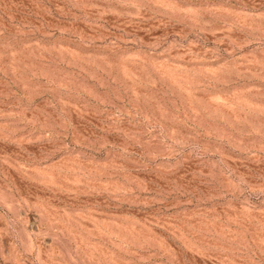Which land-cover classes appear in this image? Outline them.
<instances>
[{
	"label": "rangeland",
	"instance_id": "obj_1",
	"mask_svg": "<svg viewBox=\"0 0 264 264\" xmlns=\"http://www.w3.org/2000/svg\"><path fill=\"white\" fill-rule=\"evenodd\" d=\"M0 264H264V0H0Z\"/></svg>",
	"mask_w": 264,
	"mask_h": 264
}]
</instances>
